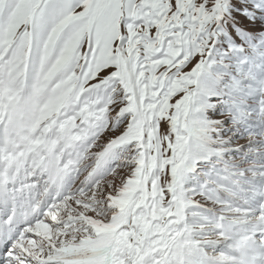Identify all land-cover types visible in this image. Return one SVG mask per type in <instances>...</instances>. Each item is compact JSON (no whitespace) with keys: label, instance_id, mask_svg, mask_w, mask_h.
I'll use <instances>...</instances> for the list:
<instances>
[{"label":"snow or ice","instance_id":"1","mask_svg":"<svg viewBox=\"0 0 264 264\" xmlns=\"http://www.w3.org/2000/svg\"><path fill=\"white\" fill-rule=\"evenodd\" d=\"M0 264H264V0H0Z\"/></svg>","mask_w":264,"mask_h":264},{"label":"rangeland","instance_id":"2","mask_svg":"<svg viewBox=\"0 0 264 264\" xmlns=\"http://www.w3.org/2000/svg\"><path fill=\"white\" fill-rule=\"evenodd\" d=\"M39 106V100L32 99L30 101V110L26 113V115L31 116L32 112Z\"/></svg>","mask_w":264,"mask_h":264}]
</instances>
